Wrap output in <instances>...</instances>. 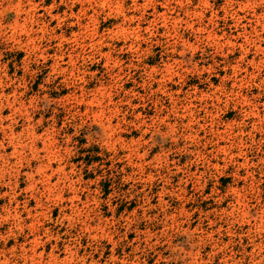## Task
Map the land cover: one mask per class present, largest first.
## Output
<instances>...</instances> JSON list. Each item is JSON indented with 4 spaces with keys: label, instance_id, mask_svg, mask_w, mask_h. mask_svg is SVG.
Masks as SVG:
<instances>
[{
    "label": "rangeland",
    "instance_id": "374dc122",
    "mask_svg": "<svg viewBox=\"0 0 264 264\" xmlns=\"http://www.w3.org/2000/svg\"><path fill=\"white\" fill-rule=\"evenodd\" d=\"M0 264H264V0H0Z\"/></svg>",
    "mask_w": 264,
    "mask_h": 264
}]
</instances>
